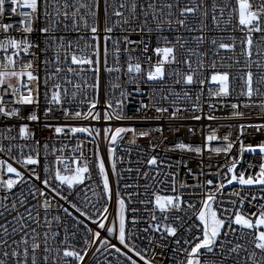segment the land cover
I'll use <instances>...</instances> for the list:
<instances>
[{
  "label": "snow or ice",
  "instance_id": "6c2138e0",
  "mask_svg": "<svg viewBox=\"0 0 264 264\" xmlns=\"http://www.w3.org/2000/svg\"><path fill=\"white\" fill-rule=\"evenodd\" d=\"M130 32L140 39H130ZM0 57V118L6 121L0 126V264H264V140H243L249 129L264 134V0H0ZM113 73L117 80L126 75L135 87L128 91L109 81L113 90L120 89L119 97L105 91L100 107L102 74ZM193 85L200 86L195 98ZM205 85H210L209 121L219 119L213 113L221 104L232 109L224 119L246 120V108L250 115L259 109L257 121L237 124L235 139L232 124L222 137L208 125L202 145L179 140L163 149L165 156L177 150L195 153L200 157L195 168L183 155L163 158L156 151L163 139L150 142L152 154L137 161L143 169H135L137 181L142 171L146 183L125 184L122 192L115 152L123 134L131 132L129 143L135 144L137 136L163 133L160 125L137 132L116 124L138 119L127 115L126 101L147 92L136 111L154 109L158 115L143 119L160 120L171 109L170 118L183 110L199 121L205 115ZM5 96L11 99L5 102ZM78 99L87 110L73 107ZM61 117L104 125L61 122ZM9 120L17 121L18 129ZM31 122L42 124L39 136L46 131L49 136L41 141ZM81 133L94 143L101 181L95 185L101 191L92 192L96 201L86 194L87 186L84 195L77 191L91 179L86 141L71 143ZM60 134L64 141L57 147ZM101 134L108 142L111 173L95 143ZM215 141L223 146L213 147ZM237 142L239 155L233 156ZM205 150L209 160L220 153L231 159L205 165ZM245 153L259 157L258 167L242 164ZM111 176L118 177L114 208ZM133 186L135 193L128 191ZM100 199L108 201L102 208ZM133 200L143 211L131 207Z\"/></svg>",
  "mask_w": 264,
  "mask_h": 264
},
{
  "label": "built area",
  "instance_id": "2783aa9c",
  "mask_svg": "<svg viewBox=\"0 0 264 264\" xmlns=\"http://www.w3.org/2000/svg\"><path fill=\"white\" fill-rule=\"evenodd\" d=\"M18 22V21H17ZM217 36L220 35H224L227 36V33H215ZM73 35H76L75 33H73ZM119 32H116L113 34V37L115 38L116 36H119ZM130 39L132 40H138L140 39V35L139 33H135V32H130L128 33ZM237 35V39L239 40V33L236 34ZM153 41L155 39V37L153 36ZM123 43V42H122ZM153 46H155V44L153 43ZM131 48H136L137 45L133 44L130 46ZM142 45L140 46V48L142 49ZM133 56H141L140 52H133L132 53ZM222 55L224 56H228L231 55L230 53L227 52H223ZM155 54H153V60H155ZM0 59H2V57H0ZM44 59L43 56L40 57V60L42 61ZM127 60V56L122 54L121 55V62L124 63ZM141 60H143V57L141 56ZM218 66H219V61H217ZM225 64L227 63H231V61L225 60L224 61ZM147 65H145L146 67ZM40 67V75L41 78H43L44 75V66L42 63H40L39 65ZM173 68L176 67V65L172 66ZM233 74H236V69H233ZM118 73H113L111 76L107 75V74H102V83H101V88H100V107H103V100H104V93L105 91L108 92L109 95L115 96V97H119V93H120V89H116L113 90L111 87V83H109V81L115 82V83H120L123 87H126L128 91H132V89L135 87L134 84L128 83V77L122 76L119 80L116 79V77L118 76ZM171 83L170 80L166 81L165 84H169ZM210 85H205L204 86V91H203V98L201 101V107L203 108V111L205 113L204 116H202L201 120L196 121L193 120L191 117L193 115V113L191 111H181L180 114H178V116L176 118H170L171 117V109L168 113L163 114V117L160 120H156V119H143V117H155L156 115H158L154 109H146V110H141L139 112L136 111V108L138 107L137 101L141 98L143 99H147V92H145L144 96L141 97L139 94H134L132 97L129 98L128 101H126V112L127 115L129 116H133V117H138V119H132V120H127V121H120V122H116V124H120V125H131L132 127H134L136 129L137 132L145 130V129H155L157 127V125H160L163 127V133H159V132H151L150 136L147 137H136V143L135 144H130L129 141L132 138V133H126L123 134L122 136V140L118 142V144L116 145V152H115V156H116V160H117V172L119 173V186L121 191H124V185L125 184H131V185H136L137 182L142 186L144 183H146V181L142 178L143 177V172L141 171V178L139 179V181H137V175L135 172V169L137 167H140L141 169H143V165L137 163L138 160H143L147 157V155L152 154L149 151V145L150 142L151 143H157L160 139H163V144L160 145V147L156 150L157 152H159V154L165 158L166 160L168 158H170L172 161L181 159L182 155L183 158L189 161V166L195 168L197 166V164L199 163L200 157H197L195 153H181L180 150H177L176 152L173 153H169L167 154V156H165L163 149L167 146H169L170 144H173L179 140H183L186 143H193L196 145H202L203 144V135L207 134V131L209 130L207 127L204 126H208L210 125L211 128H216L218 130V135L219 136H223L226 133H228L230 131V129L228 128L229 124L233 125V128L231 129L232 133H233V139L236 138V135L238 133V128L236 127L237 124L243 122V123H250V122H256L257 121V117L255 115V112L258 111L259 109H254L252 110V114L250 115L249 110L246 108H242V111H244L245 113V117H247L248 119L240 121L237 119H224L223 117H225L227 114H230L232 109L229 108H225L222 104L218 105L215 108L214 111V115L216 117H218L219 119L216 120H212L209 121L206 118V115L209 113V107H208V103H209V97L207 94V87ZM141 87L148 89V88H152V89H158L161 88V84H154V85H148V84H141ZM200 90V86L199 85H193L192 86V96L193 98H195L197 92ZM239 91V87H237L236 91H234L232 93V97H233V101H235L237 94ZM93 96V92L89 91L88 92V97H92ZM159 97L157 96V99ZM5 102H8L11 98L9 96H5ZM211 102L212 103H216V98H211ZM43 106H44V100H43V92L41 93V101H40V112H41V120L43 121ZM163 106H167V104L163 105ZM74 108L76 107H83L84 110H87V106L85 105H80V100L78 99L76 104L73 106ZM30 110V109H29ZM196 115H199V112L195 113ZM59 115V114H57ZM61 122H68V123H84V124H94L96 127H100L102 128L104 125L103 121H86V120H65L63 117H61ZM4 123H6V121L3 120V118H0V126H2ZM7 123H15L17 125V129H18V123L15 120H9L7 121ZM30 126L35 129L38 133V138L41 139V141H43L45 138H47L49 136V132H44L43 136H39V130L42 127V124H36L35 122H31ZM116 126V125H114ZM189 127H192L195 129V132H190L188 129ZM203 129V132H202ZM16 132H13V135H15ZM77 139L80 140H85L86 141V147H84L83 151L84 154L86 156V158L88 159L89 164L91 165V179H87L85 180L84 184H81L78 188L77 191H81V194L84 195L85 193L82 191L84 189L85 186H87L88 188V192L86 193L90 199H92L93 201H96L98 199V197H95L92 195V192H100L101 189L100 187H95V185H100L101 181L98 177V170L95 166L94 163V157H93V151H94V143L92 142V138L88 137L86 133H81L78 134L77 136H74L71 140L72 144H75L77 142ZM110 139V137H109ZM243 140L245 143H249V142H259L261 140H264V134H261L259 132H256L253 134V130L249 129L248 132L244 135ZM60 141H64V137L63 134H60V136L57 138V140L55 141L57 143V147H59V142ZM20 142V141H17ZM52 141H50L51 143ZM66 142V141H65ZM96 144L99 145L100 151L102 156L105 158L106 160V169L109 171V173H111V164L107 162V148H108V142L104 139L103 135L101 134L99 137H97ZM212 146L216 147V146H223V144L220 141H215L212 142ZM131 149V151H128V149ZM141 149H144L143 152H141ZM66 153L70 151V149H66L65 150ZM231 153L233 156H238L239 155V143L237 142L233 149L231 150ZM2 155V154H0ZM72 155H76V153H73ZM121 157L123 159H121ZM209 153L207 152V150H205L204 154H203V160H204V164L207 165L209 163H211L212 165H216L218 162L220 164H223L225 162H227L228 160L231 159V157H225V155L223 153H220L218 156L213 155V158L211 160H209ZM5 159H7V157H5ZM50 160L54 159V156H49ZM69 159H71V157H69ZM251 161L253 164H256L258 167V161H259V157L256 156L255 154L252 153H245L244 154V159L242 161V164L244 166H247L248 162ZM12 162V161H9ZM18 166V165H15ZM19 167V166H18ZM133 168V172L129 173L126 171L127 168ZM122 169H124L125 171H121ZM167 170V169H165ZM207 170V169H206ZM181 178L184 177V173L183 171L181 172ZM117 176H111V184H112V188H113V199L110 202V207L114 208V202H115V189L117 186ZM161 179H163V177H161ZM193 181L189 180V183H192ZM38 183V182H37ZM235 184V182H234ZM128 191H131L133 193H135L137 191V188L135 186H133L132 188H129ZM139 191L141 193H143V187H140ZM227 191H229L228 186H225V193H227ZM54 195V194H51ZM102 196V193H101ZM143 198V197H141ZM34 202V201H33ZM108 201H106V199H100L99 203L97 204V207L102 208L103 204L106 203ZM61 203H63L61 201ZM131 207H139L141 209V211H143L144 206L143 205H138L135 200H133ZM59 210L55 207V202L53 201V208H52V213L55 214L57 213ZM93 211H95V208L93 209ZM110 222V221H109ZM141 227H143V224H141ZM139 243V241H138Z\"/></svg>",
  "mask_w": 264,
  "mask_h": 264
}]
</instances>
